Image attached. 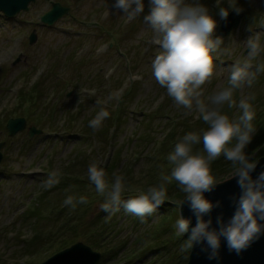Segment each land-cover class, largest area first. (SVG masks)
I'll return each instance as SVG.
<instances>
[{"label":"rangeland","instance_id":"obj_1","mask_svg":"<svg viewBox=\"0 0 264 264\" xmlns=\"http://www.w3.org/2000/svg\"><path fill=\"white\" fill-rule=\"evenodd\" d=\"M53 2L69 7V17L51 27L40 25V17ZM111 2L36 0L27 12L11 19L0 14V143H4L0 163V264H41L78 242L101 254L99 264L187 262L190 250H182V246L188 234L182 237L176 229L179 204L185 194L175 181L166 185L164 204L139 218L123 206L114 214L102 212L100 205L106 195L96 192L88 179V166L96 163L108 169L109 189L114 175H122L127 181L122 200L135 197L170 175L172 165L167 155L185 130L180 133L177 129L174 141L157 150L168 127L186 122L187 133L207 128L204 122L196 124L199 112L175 104L153 77L151 64L159 46L149 45L155 39L144 20L150 12L149 0H143L144 11L133 20H128L122 10L106 16L103 12ZM198 3L217 22L214 36L220 37L221 8L242 13L240 27L224 38L213 54V75L202 86L201 99L207 102L214 92L228 86L230 66L248 58L247 40L259 36L264 44V0ZM92 14L97 16L95 24ZM33 30L36 41L29 45ZM21 38L19 43L14 42ZM107 42L113 44L96 56L97 47ZM84 44L88 51L69 60ZM12 47L18 50L7 59ZM18 52L24 57L10 68ZM62 52L64 55H59ZM43 61L47 62V71L34 83L31 75ZM250 62L254 66L264 63V54ZM22 76L25 78L20 79ZM32 86L39 98H28V105H21L18 94ZM12 87L15 92L9 90ZM249 94L255 96L253 123L257 130L246 152L259 160L264 157V73L257 76L251 88L237 90L234 100L238 102ZM101 109L109 116L93 131L88 123ZM224 111L232 118L240 115L235 107L225 106ZM22 115L27 120L26 129L8 137L6 122ZM68 119L75 124L66 123ZM30 127L40 134L29 137L26 130ZM106 127L108 134L103 136ZM233 172L223 156L212 164L217 182L232 179ZM69 195L83 196L87 203L73 210L64 204Z\"/></svg>","mask_w":264,"mask_h":264},{"label":"clouds","instance_id":"obj_2","mask_svg":"<svg viewBox=\"0 0 264 264\" xmlns=\"http://www.w3.org/2000/svg\"><path fill=\"white\" fill-rule=\"evenodd\" d=\"M149 3L150 12L144 20L155 33L154 43L159 46L151 64L153 77L175 104L187 111H198L207 128L183 135L167 155V162L172 165L170 175L163 176L161 182L135 197L122 200L127 187L122 175H114L109 189L106 172L96 163L88 166V179L96 192L106 195L105 202L100 205L102 212L114 214L123 206L127 213L139 218L151 215L164 204L166 185L175 181L185 194L179 208L185 201L189 202L196 217V224L191 228L189 219L179 216L176 220L177 232L182 237L188 234L182 250L206 243L212 252L210 258H214L223 237L227 247L239 254L264 233V223L258 222L264 221V172L256 180L252 179L250 173L256 169L258 161L253 158V153L246 152L257 130L253 123L255 96L249 94L237 102L234 93L245 86L251 88L257 76L264 73V63L253 66L250 62L264 54V44L259 36L250 37L247 40L248 58L230 66L228 86L214 92L205 102L201 99L202 86L213 75V54L223 44L221 37L214 36L216 20L198 0L192 3L187 0H149ZM113 8L122 10L128 20H133L144 11V2L114 0ZM219 16L226 18L228 11L219 10ZM225 106L237 108L240 115L230 117L224 111ZM108 116L109 113L101 109L89 121L88 127L93 131L99 129ZM200 145L202 148L197 147ZM221 156L230 162L234 170L231 178L238 177L242 195L232 218L226 225L221 223L217 231L211 229L210 219L205 221L203 218L214 207L204 193L220 184L212 174V164ZM85 203L87 200L83 196L69 195L64 200V204L73 210L78 204Z\"/></svg>","mask_w":264,"mask_h":264},{"label":"water","instance_id":"obj_3","mask_svg":"<svg viewBox=\"0 0 264 264\" xmlns=\"http://www.w3.org/2000/svg\"><path fill=\"white\" fill-rule=\"evenodd\" d=\"M30 1L32 0H0V10L11 16L22 9H26L27 3ZM65 12L66 9L55 4L53 10L44 17V21L51 24ZM238 22L239 17H235L234 15L229 16L224 23L223 36L228 34L231 26L236 27ZM33 41L34 37L32 36L31 42ZM24 127V119L10 120L7 125L10 135L23 130ZM34 133L36 131L30 129L29 134L33 135ZM1 146L2 144H0V148ZM257 161L256 169L250 173L253 180H256L261 172H264V157ZM237 180L238 177L221 182L210 192L204 193L205 198L214 205L211 212L203 217L205 221L209 219L212 221L211 229L218 231L220 224L226 225L234 215L238 200L242 195V189L238 185ZM179 214L180 217L191 221L190 228L195 226L196 217L190 209L189 202L185 201L183 206H180ZM218 220L220 223H218ZM258 222L264 223V221ZM210 257H212V252L206 243L196 244L191 249L186 264H264V233L260 234L257 239L239 254L234 250H230L227 247L225 239L222 237L215 257ZM100 259V253L92 252L89 246L78 242L53 255L42 264H98Z\"/></svg>","mask_w":264,"mask_h":264},{"label":"trees","instance_id":"obj_4","mask_svg":"<svg viewBox=\"0 0 264 264\" xmlns=\"http://www.w3.org/2000/svg\"><path fill=\"white\" fill-rule=\"evenodd\" d=\"M196 124L197 125H199V124H203V121H202V119L200 118L198 121H196ZM189 124H187L186 122H181V123H175V125H173L174 126V128L171 130V132L164 138V142L162 141L159 145H158V149L157 150H160L159 148L162 146V148H166V146H167V143L168 142H170V144L174 141V139H175V137H174V135H175V133H176V130L178 129L179 131H180V133H182V131L183 130H185V133H187V131L189 130V126H188ZM184 133V134H185ZM184 134H182V136L184 135ZM181 136V137H182ZM180 137V138H181ZM162 148H161V150H162ZM156 150V151H157ZM113 165H111V169L110 170H112L113 169ZM106 170H108V169H106ZM105 170V171H106ZM61 181V180H60ZM60 181H59V183H60Z\"/></svg>","mask_w":264,"mask_h":264},{"label":"bare ground","instance_id":"obj_5","mask_svg":"<svg viewBox=\"0 0 264 264\" xmlns=\"http://www.w3.org/2000/svg\"><path fill=\"white\" fill-rule=\"evenodd\" d=\"M181 206H183V204L181 205ZM179 216H180V214H179ZM96 244V243H95ZM88 246V245H87ZM90 247V246H89ZM91 248V250H92V252H96V251H94L93 249H92V247H90ZM94 248H96V247H94ZM97 249V248H96ZM190 252H191V250H190ZM190 252H189V254H190ZM188 258H189V255H188ZM187 261H188V259H187ZM187 263V262H186Z\"/></svg>","mask_w":264,"mask_h":264}]
</instances>
